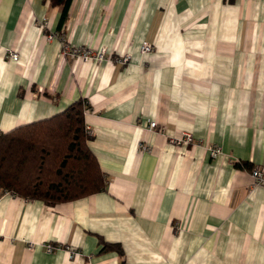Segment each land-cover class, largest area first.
<instances>
[{
    "label": "crops",
    "instance_id": "0c3cea01",
    "mask_svg": "<svg viewBox=\"0 0 264 264\" xmlns=\"http://www.w3.org/2000/svg\"><path fill=\"white\" fill-rule=\"evenodd\" d=\"M60 13L0 0V132L85 99L106 190L0 191V264H264V189L234 167L264 168V0H72L59 30ZM61 39L105 60L64 57Z\"/></svg>",
    "mask_w": 264,
    "mask_h": 264
},
{
    "label": "trees",
    "instance_id": "16d2710c",
    "mask_svg": "<svg viewBox=\"0 0 264 264\" xmlns=\"http://www.w3.org/2000/svg\"><path fill=\"white\" fill-rule=\"evenodd\" d=\"M61 9L60 30L72 0H48ZM232 0H228L231 2ZM85 99L71 103L48 119L0 132V191L25 200L56 205L106 190L107 178L88 148ZM234 167L253 169L247 162ZM103 244V251L112 250Z\"/></svg>",
    "mask_w": 264,
    "mask_h": 264
},
{
    "label": "built area",
    "instance_id": "2783aa9c",
    "mask_svg": "<svg viewBox=\"0 0 264 264\" xmlns=\"http://www.w3.org/2000/svg\"><path fill=\"white\" fill-rule=\"evenodd\" d=\"M36 23L43 29L47 27V23L44 20L40 22H36ZM53 39H54V36H51V35L47 36L48 42L52 41ZM60 41H61V53L64 57H69L72 59H81L83 61H95V62H103L105 60V55H106L105 49H101V50H98L97 52H94L93 50H90V49L73 47L64 39H61ZM140 52L142 54H149L152 52V46L144 42L142 43L140 47ZM4 56L6 59L10 61H17L18 59V55L10 49L5 50ZM128 60H129V57H125L121 59L120 62L122 64H126ZM155 125H156L155 122H150L147 128L149 130H153ZM88 132H89V135H91L89 130ZM183 140L186 143L192 142L190 135L185 136ZM208 151L212 158H217L222 155V152L220 148L218 147H210L208 148ZM249 176L251 179L252 186H256V187L264 189V168H253L249 172ZM44 249L46 250V252H53L56 249V247L50 244H45Z\"/></svg>",
    "mask_w": 264,
    "mask_h": 264
}]
</instances>
